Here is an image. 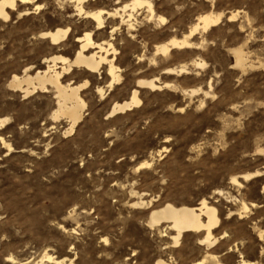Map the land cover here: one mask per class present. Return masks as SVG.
I'll return each mask as SVG.
<instances>
[{
    "label": "rangeland",
    "instance_id": "1",
    "mask_svg": "<svg viewBox=\"0 0 264 264\" xmlns=\"http://www.w3.org/2000/svg\"><path fill=\"white\" fill-rule=\"evenodd\" d=\"M156 3L169 26L139 20L133 39L124 26L112 38L108 26L96 31L70 0L17 3L0 19V264H49L47 253L76 264H192L204 251L203 231L174 244L167 223L147 221L166 203L202 200L216 210L212 235L227 242L215 249L237 248L232 262L241 255L264 264V0ZM207 12L221 19L194 32L191 47L151 60L154 44L188 35ZM56 28H69L57 44L40 36ZM88 31L115 46L119 78L110 86L106 67L63 74V84L88 83L79 92L83 116L68 132L66 119L53 118L51 86L25 95L8 84L43 70L46 58L73 59ZM151 79L160 88L139 85ZM133 90L139 104L111 115Z\"/></svg>",
    "mask_w": 264,
    "mask_h": 264
},
{
    "label": "bare ground",
    "instance_id": "2",
    "mask_svg": "<svg viewBox=\"0 0 264 264\" xmlns=\"http://www.w3.org/2000/svg\"><path fill=\"white\" fill-rule=\"evenodd\" d=\"M30 1L31 0H0V19L8 20V9L15 10L17 3L27 4L30 3ZM70 2L73 5L75 16L86 19L93 25L96 31L103 32V30L108 26L110 29L111 38L114 34L120 31L122 28L121 26L126 28L127 34H129L130 38H135V25L139 20H143L144 22L146 21L147 23L157 26L162 25L167 27L170 24V21L167 20V17L165 18L160 14L161 12L159 13L157 11L159 7L157 6L156 0H114L113 3L109 1L110 4L108 3V0H70ZM171 2L173 1H170V3ZM164 5L165 3L163 6ZM39 7L40 5H36L35 8L39 9ZM221 16L222 15L220 14H214L212 12L199 14L188 35L183 36L181 39H177L174 36L166 38L165 40L162 39L163 41L160 43L155 42L156 44H154V46H152V43L151 53H153V58L151 57V60H154L155 57L159 55L166 56L172 49L175 48L191 47L193 43L189 41V37L192 36L194 32L199 30V28L205 30L216 25L221 19ZM233 17L234 15H230L227 18L230 20ZM68 32L69 28H56L52 31L42 32L40 33V36L42 38L49 39L52 44H57L67 36ZM161 33L156 32L154 35L160 38ZM169 34L170 33H168V35ZM75 41L79 43V48L73 59H68L61 56L46 58L44 60L46 65L43 70H37L34 76L28 75L25 70L24 77L13 75L8 84L10 88H14L15 90L19 89L25 95H28L29 93L32 94L31 92L36 89L46 92L47 88L51 86V88H53L55 91L57 105L53 118L59 119L60 117H63L66 119V121L69 123V128L67 129L68 132L73 130L74 126L81 120L83 116V111L86 104L80 97L79 92L88 83L85 81L83 84L75 86H72L69 83L63 84L60 81V78L63 76V74L69 73L76 67L78 69L82 67L89 73L94 74L99 73L103 67H106L105 70L107 76H109L111 79L110 86L119 78V75L117 74V66L114 62L117 50L115 49V46L112 42L108 40L96 42L92 40L90 31L85 32L83 36L78 37ZM233 54L235 56L236 65L243 67L245 63L242 51L240 49H235L233 50ZM143 56L144 55H142V57ZM57 61H60L61 63L60 70H57ZM164 70L168 73L173 71V69L168 68ZM181 70H184V68L182 67L180 71ZM23 83L26 84L25 87H23ZM139 85H146L152 89L160 88L155 84L154 79L141 81L139 82ZM29 86H31L32 89H30L31 87L29 88ZM165 86L168 87L169 84L167 83ZM194 91L195 90H192L191 92ZM99 92H101V89H99ZM129 100V102L115 103L111 108L110 114L112 115L116 112H123L126 109H131L134 105H138L140 100L137 97L136 90H133ZM1 143H3V140H1ZM144 165H148V163H141L137 169ZM202 216L205 217L204 221L202 220ZM147 222L150 226L159 225L160 222L167 223L166 227L174 232V235L172 236L174 244L178 243L182 234L185 232L199 233L203 231L204 233L202 237L198 238V245L203 246L204 251H202V256L200 259L195 260L192 264H252L243 259L241 255L238 257V261L234 260L236 262H232V258L234 257V253L236 252L237 248L231 249L229 247L228 251L225 253H220L218 250H216L217 248L215 249V247L227 242H221L223 239L221 236L218 238L212 235L211 231L217 226L218 218L215 208L208 206L204 200H202L196 207H188L184 205L174 206L173 204L166 203L157 210L153 211ZM227 246L229 245L227 244ZM43 258H45L49 264H76L72 258L70 259L68 257V259L65 256L56 258L47 253L42 256V259ZM155 264L181 263L175 260V258L165 260L163 258L161 259L160 257L155 261Z\"/></svg>",
    "mask_w": 264,
    "mask_h": 264
},
{
    "label": "snow or ice",
    "instance_id": "3",
    "mask_svg": "<svg viewBox=\"0 0 264 264\" xmlns=\"http://www.w3.org/2000/svg\"><path fill=\"white\" fill-rule=\"evenodd\" d=\"M106 242V241H105Z\"/></svg>",
    "mask_w": 264,
    "mask_h": 264
}]
</instances>
